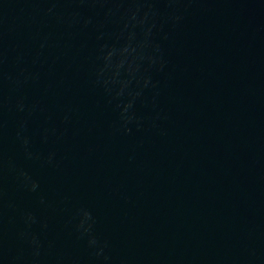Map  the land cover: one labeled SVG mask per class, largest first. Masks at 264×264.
<instances>
[{"label":"water","instance_id":"1","mask_svg":"<svg viewBox=\"0 0 264 264\" xmlns=\"http://www.w3.org/2000/svg\"><path fill=\"white\" fill-rule=\"evenodd\" d=\"M0 264H264V0H0Z\"/></svg>","mask_w":264,"mask_h":264}]
</instances>
